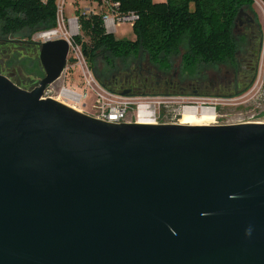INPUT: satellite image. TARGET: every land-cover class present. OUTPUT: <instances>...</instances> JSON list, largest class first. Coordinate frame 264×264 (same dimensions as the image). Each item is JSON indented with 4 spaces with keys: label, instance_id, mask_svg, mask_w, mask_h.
<instances>
[{
    "label": "water",
    "instance_id": "water-1",
    "mask_svg": "<svg viewBox=\"0 0 264 264\" xmlns=\"http://www.w3.org/2000/svg\"><path fill=\"white\" fill-rule=\"evenodd\" d=\"M69 49L0 72V264H264V121L99 119L44 95Z\"/></svg>",
    "mask_w": 264,
    "mask_h": 264
},
{
    "label": "trees",
    "instance_id": "trees-1",
    "mask_svg": "<svg viewBox=\"0 0 264 264\" xmlns=\"http://www.w3.org/2000/svg\"><path fill=\"white\" fill-rule=\"evenodd\" d=\"M111 1L120 3L121 12L139 14L134 23L136 39L119 40L106 32L103 13L76 10L82 29L76 40L95 76L108 88L115 90L108 74L117 59L126 62L146 55L164 72L179 57L181 79L211 66L239 67L237 56L244 52V34L238 32V13L241 9L253 12L254 0ZM56 19V0H0V53H8L11 48L14 54L7 55L8 63L19 62L23 68L24 59L16 53L21 49L39 53L40 45L32 42L31 36L37 30L56 26ZM248 45L249 39L245 48ZM33 57L37 60L39 54Z\"/></svg>",
    "mask_w": 264,
    "mask_h": 264
},
{
    "label": "built area",
    "instance_id": "built-area-1",
    "mask_svg": "<svg viewBox=\"0 0 264 264\" xmlns=\"http://www.w3.org/2000/svg\"><path fill=\"white\" fill-rule=\"evenodd\" d=\"M46 3L48 0H41ZM103 6L106 7V12L103 13L104 27L106 32H115L117 25L120 22L129 21L135 23L139 18V14L134 11L121 12L119 10V2L111 0H102ZM57 3V24L51 28L40 29L34 32L31 36V41L37 44L48 40L66 39L69 43L70 51L76 53L71 54L72 67L79 66L82 73V79L79 87L76 84L68 86L66 83L68 65L65 67L62 75L56 80L64 77L61 84L54 86V81L45 90L46 97H52L64 104H67L74 109L93 115L99 119L122 123H166L179 122L183 120L186 113H201L209 112L213 116L207 121L209 124H227L233 122H220L217 111L218 100L222 99L219 96L204 95V94H177V93H128L123 94L122 91L112 90L103 85L95 76L91 69L82 49V45L77 42L76 38L82 35V29L77 16H69L65 18L64 12L66 5L73 2L71 0H56ZM91 12V11H88ZM95 12V11H93ZM61 15V16H60ZM70 59V58H69ZM253 90L256 92H264V31L262 33L261 45L259 50V59L257 65L256 76L253 81ZM261 92V93H262ZM89 93L93 94L92 112H87V100ZM220 103V102H219ZM254 120H239L237 122H249Z\"/></svg>",
    "mask_w": 264,
    "mask_h": 264
},
{
    "label": "rangeland",
    "instance_id": "rangeland-1",
    "mask_svg": "<svg viewBox=\"0 0 264 264\" xmlns=\"http://www.w3.org/2000/svg\"><path fill=\"white\" fill-rule=\"evenodd\" d=\"M73 2V5L67 4L66 5V10L64 12L65 18L69 16H76V10L79 8L82 12L83 11H95V12H106L107 9L105 6H103V2L96 1V0H71ZM156 2H160L162 0H154ZM252 10L253 12L246 10V12L252 14L256 22L259 26V29L264 31V0H254L253 5H252ZM61 16V15H60ZM241 20H244V16L241 17ZM241 25L238 28V32H242L239 35L242 36L244 34V39H243V50L245 51V45L248 43V36H246V31L245 28L240 29ZM237 32V33H238ZM113 35L116 39L119 40H134L136 39L137 35L134 29V23L129 22V21H124L120 22L117 25V29L115 32H113ZM238 35V34H237ZM9 48L8 53H0V72L4 74H9L12 72H16L14 75L13 79L15 82H18L20 86H22L25 89H32L34 88L38 83L39 80L44 76L45 71L44 68L41 64L40 58L38 57L37 60L33 56H38L39 53H36L34 51H31L30 49L23 50L21 49L22 52L16 53V55L19 56L20 59H24V67L22 68L20 66V63H8L7 60V55L10 56L14 53H11L12 49ZM34 52V53H33ZM76 51L72 50L70 51V56L68 57L70 68L67 70L66 74V81L67 85L71 86V84H76L79 87H76L77 89L82 86L81 84V79H82V73L81 69L79 66L77 67H72L71 65L73 64L72 62V55H74ZM243 53V52H241ZM33 57V59H31ZM70 58V59H69ZM259 59V56H258ZM258 59H257V65H258ZM179 57H176L173 62H172V67L168 69L167 71L162 72L159 67L151 63L148 59L147 56L144 55L142 56L141 59L138 57L134 59H130L126 62H123L120 59H117L115 62V65L113 66L114 68L109 71L108 74V80H111L113 75L118 74H123L127 75L130 77H135L138 73H140V67H143V73L145 75L148 74V76L156 77L157 73H162L164 76H169L174 74V72H177V75L180 76V61ZM67 66V65H66ZM234 69V67L229 66V65H219V66H211L207 67L205 69H202L197 75L193 77H182V80H198L200 81L202 78L205 79L206 83L210 84V81L212 78H217L219 76H225L227 75V71ZM208 71V72H206ZM206 72L205 75L203 73ZM143 75V76H144ZM256 76V74H255ZM252 79L251 83L246 87L241 90H239L236 93H232L226 96H219L222 99L218 100L217 104V111L219 114V121L220 122H236L239 120H254V121H264V92H256L255 90L252 91L253 89V81L255 79ZM64 77L61 78L60 80L56 81L54 83V86H58L59 84L62 83ZM195 81V82H196ZM149 93H166L162 91H155L151 90ZM168 93H173V92H168ZM176 93V92H175ZM177 94H189L190 93H177ZM198 95V94H194ZM208 95V94H205ZM92 104H93V94L89 93V97L87 100V106L85 107V110L87 112H92Z\"/></svg>",
    "mask_w": 264,
    "mask_h": 264
},
{
    "label": "flooded vegetation",
    "instance_id": "flooded-vegetation-1",
    "mask_svg": "<svg viewBox=\"0 0 264 264\" xmlns=\"http://www.w3.org/2000/svg\"><path fill=\"white\" fill-rule=\"evenodd\" d=\"M241 29L246 31L250 45L246 46L243 53H238V68L227 71V75L212 78L209 83L205 79L200 81L182 80L176 72L169 76L157 73L156 77L144 75L143 67L135 77L120 74L111 78L112 86L117 91L129 89L130 93H149L151 90L173 93L208 94L212 96H226L246 88L254 78L257 71V59L262 39V31L255 17L248 13L244 16L243 23L238 22ZM14 75L16 72H12ZM144 75V76H143Z\"/></svg>",
    "mask_w": 264,
    "mask_h": 264
},
{
    "label": "bare ground",
    "instance_id": "bare-ground-1",
    "mask_svg": "<svg viewBox=\"0 0 264 264\" xmlns=\"http://www.w3.org/2000/svg\"><path fill=\"white\" fill-rule=\"evenodd\" d=\"M48 87V86H47ZM121 92V91H120ZM213 115L209 112L186 113L181 123L185 124H209L207 121L212 119Z\"/></svg>",
    "mask_w": 264,
    "mask_h": 264
},
{
    "label": "crops",
    "instance_id": "crops-1",
    "mask_svg": "<svg viewBox=\"0 0 264 264\" xmlns=\"http://www.w3.org/2000/svg\"><path fill=\"white\" fill-rule=\"evenodd\" d=\"M162 1H165V0H162Z\"/></svg>",
    "mask_w": 264,
    "mask_h": 264
}]
</instances>
